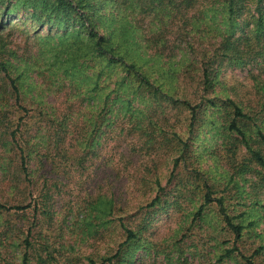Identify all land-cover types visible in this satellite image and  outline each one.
Instances as JSON below:
<instances>
[{"label":"rangeland","instance_id":"rangeland-1","mask_svg":"<svg viewBox=\"0 0 264 264\" xmlns=\"http://www.w3.org/2000/svg\"><path fill=\"white\" fill-rule=\"evenodd\" d=\"M19 2L0 0V204L21 207L0 206V264H264V164L229 129L233 103L264 159L256 0L232 20L225 0H88L110 60L87 23Z\"/></svg>","mask_w":264,"mask_h":264},{"label":"trees","instance_id":"trees-1","mask_svg":"<svg viewBox=\"0 0 264 264\" xmlns=\"http://www.w3.org/2000/svg\"><path fill=\"white\" fill-rule=\"evenodd\" d=\"M17 1H20L19 2L20 5L31 8L32 13L35 15L37 11H39L41 13L53 15L55 19L59 21L68 19V20H76L81 25H84L85 23H87L85 27L86 35L89 37L90 40H92L93 45L96 46L97 48L96 50H99L100 53L103 52L107 55H110L108 60L114 58V56L112 55L114 49L108 48V45H107L109 43V39L105 37L104 35L98 34L97 31H95V29L93 28V25L88 15L89 13L88 9L92 6L89 4L88 0H17ZM237 1L239 0H225L224 7L226 9V12L228 13V18H230L231 20L233 18V13L235 11ZM262 3H264V0H256V4H258L259 10H264L261 5ZM7 8H8V5H7ZM8 11H10V8L8 9ZM259 20H260V23L258 24H261L262 16H260ZM58 26L62 29L66 27V26H61V25H58ZM233 46L234 45L232 43L230 44L226 43L224 45V53L227 55V53L230 52ZM126 68H127V71H133L135 73L137 72L134 64H127ZM139 76L141 77V79H138V82L141 85H144L146 88H148L152 96L154 97L157 96L156 94L158 92V89H156V87L152 89L153 84L146 77L142 75H139ZM212 76H214V74L209 72L208 69L203 70V85L205 88H208L209 86L212 85V80H213L211 79ZM10 82L12 84V87L15 89L14 80L10 79ZM229 105L232 106L234 115L236 117L235 119L231 120L229 124V129L234 130L236 133L239 134L241 139L244 141L245 147L248 150L253 162L256 165H258V163L263 165L264 159L262 157V154L258 151V147L253 149V147L249 145L245 130L239 125L238 121L236 122V119H238L240 122H247L248 120L252 119L251 116L243 113L241 108L234 105L233 103H229ZM254 132L256 133L258 137V127L256 128V130H254ZM259 136L261 137L262 142L264 143V135L261 132H259ZM257 143H258V140H257ZM252 170L255 176L258 177V168H256L255 166L254 169ZM212 200L218 203L223 219L228 225V227L230 228V230L235 234V237H240L241 231L244 228V225L240 223H234L232 221V215H229L224 210L223 201L220 197L216 199H211L209 194H206L203 205L197 210L198 214L199 212L201 213L202 207L205 204L211 202ZM0 206L5 207L7 209H20L21 208L20 206H6V205H1V204ZM126 233H127L128 240L135 237L134 232L131 231L130 229L126 228ZM229 252L231 253L232 251H228V254H230ZM120 256H121V249H117L114 254L110 255L106 259H103L102 263H105L107 261L112 262L113 259L119 260L118 258Z\"/></svg>","mask_w":264,"mask_h":264}]
</instances>
